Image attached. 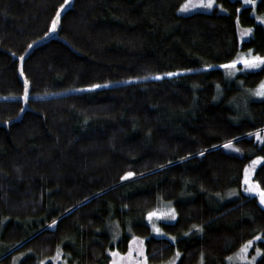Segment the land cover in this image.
Instances as JSON below:
<instances>
[{
  "label": "trees",
  "instance_id": "1",
  "mask_svg": "<svg viewBox=\"0 0 264 264\" xmlns=\"http://www.w3.org/2000/svg\"><path fill=\"white\" fill-rule=\"evenodd\" d=\"M64 1L0 0V264L57 252L107 264L132 235L149 263L178 252L175 264H227L252 241L264 264V208L240 191L255 157L264 188V98L236 103L264 64L231 79L222 68L240 50L264 56L252 8L215 0L225 12L181 15L184 0H72L55 37L20 64ZM74 88L87 89L45 95ZM161 202L176 216L154 237L143 217Z\"/></svg>",
  "mask_w": 264,
  "mask_h": 264
},
{
  "label": "rangeland",
  "instance_id": "2",
  "mask_svg": "<svg viewBox=\"0 0 264 264\" xmlns=\"http://www.w3.org/2000/svg\"><path fill=\"white\" fill-rule=\"evenodd\" d=\"M240 1L243 6H250L252 8L253 15L256 18V21L264 25V16L255 12V6H256L257 0H240ZM213 10H217L218 12H225L224 9H222L221 7L217 5L215 0H184L177 7L176 12L181 15H186V14H191L195 12H210ZM236 31H237V38L239 41L248 39V37L251 34L250 27L241 26L238 22L236 23ZM252 56H256V55L251 51V49L238 51L233 59V60H236L237 62L235 65V69H242L243 71H235V74L230 76L228 75V73L233 71V69L222 67L225 76L231 79V78H234L238 73H242L244 71H254V70L259 69L262 64L256 68H245L242 61ZM262 81H264V77L253 88L243 89L239 97L237 98L236 103L244 104L248 102L249 100L263 99L264 96H258L255 94L257 91L264 90L260 88ZM86 89L87 88L67 89V90H62V91L50 92L45 95L49 96V95H61V94L70 93V92H82V91H85ZM257 158L258 157L251 159L248 162V164L244 166V169L242 172L240 191L243 194L255 196L259 205L264 208V204L260 202L258 192L245 191L246 188H255L258 185L252 178L254 170L262 161V159L257 161ZM254 161H257V162L253 163ZM229 193H231V195ZM236 195H237V191L230 190L226 192L220 200L231 199L235 197ZM171 210H173V208L169 202H161L160 206L144 214L143 218L150 228V235L154 237H167V235L160 228L159 222H166V223L173 222L175 220V217L173 218ZM149 213H154V215L149 216ZM156 213H159L161 215H156ZM156 229H159L160 231L158 232L156 231ZM117 234L118 233L114 234V237H115L114 240L117 239L118 237ZM141 250L144 253V237L132 235V237L130 238L128 242L126 251L119 252L117 250H113L119 253V255L115 257L112 255V252H110L111 257H110V261L107 264H110V262L113 259L117 261V264H137V261H141L144 258H146L145 253H144V257L139 256L138 253ZM258 253H259L258 250H253L252 241L251 243H249L248 241L244 243L236 252L229 255L226 258V261H227V264H254L258 257ZM176 254L177 252H175L169 259H167L164 262L149 263L147 261V264H172L173 261L176 263L178 259V256ZM18 259H19L18 257L13 258L9 264H17ZM46 262H50L51 264H67L65 259L61 257L60 252H57L51 257L40 261L39 264H44ZM198 264H201V263L199 262Z\"/></svg>",
  "mask_w": 264,
  "mask_h": 264
},
{
  "label": "snow or ice",
  "instance_id": "3",
  "mask_svg": "<svg viewBox=\"0 0 264 264\" xmlns=\"http://www.w3.org/2000/svg\"><path fill=\"white\" fill-rule=\"evenodd\" d=\"M65 3H68V0H65ZM65 5L64 4H62L60 7L61 8H63ZM59 11V10H58ZM56 27V21H55V19L53 20V23H52V28L54 29ZM243 64H244V66H245V68H256V67H259L261 64H264V56H259V55H256V56H252V57H250V58H246V59H244L243 61ZM236 60H232V61H229L228 63H226V64H224V65H222V67H224V68H231V69H233V71H231V72H229L228 73V75H234L235 74V71H243L242 69H235V65H236ZM204 67L205 68H208V67H210L209 65H204ZM181 71H183V70H181ZM187 71H191L190 69L189 70H187ZM159 75V74H158ZM167 75H169V76H171V75H173V73H167ZM27 83V82H26ZM89 87H91V88H96V87H99L98 85H95V84H93V85H89ZM260 88L261 89H264V81H262L261 82V85H260ZM256 95H258V96H264V90H261V91H257L256 93H255ZM261 158H257V161H259ZM257 161H254L253 163H256ZM133 175V173H131V172H127V173H125V176H132ZM246 180H247V178H246ZM245 191H247V192H258L259 193V198H260V202L262 203V204H264V188H261V187H259V185H257L255 188H246L245 189ZM230 195H231V193H229ZM172 211V216H173V218L175 217V211L174 210H171ZM152 215H154V213H149V216H152ZM156 215H161V214H159V213H156ZM55 223V222H54ZM197 230H200V226L199 225H195L194 226ZM156 231H160L159 229H156ZM118 235V234H117ZM115 238V237H114ZM249 243H251V241H249ZM110 252H112V255L115 257V256H117V255H119V253H117V252H115V251H113V250H109ZM139 256L140 257H144V253H143V251L141 250V251H139ZM177 256L179 255V253L177 252V254H176ZM110 264H117V261L115 260V259H113L111 262H110ZM137 264H147V260H146V258H144L143 260H141V261H137ZM172 264H175V262L173 261L172 262Z\"/></svg>",
  "mask_w": 264,
  "mask_h": 264
},
{
  "label": "water",
  "instance_id": "4",
  "mask_svg": "<svg viewBox=\"0 0 264 264\" xmlns=\"http://www.w3.org/2000/svg\"><path fill=\"white\" fill-rule=\"evenodd\" d=\"M65 6L63 8L59 7L58 10L56 11L55 13V16L54 18L52 19V22H51V27H50V30L49 32L41 39L35 41L30 47L29 49L27 50V52L22 55L20 58H19V62L21 64L22 62V59L31 51L32 48H34L36 45L38 44H41L45 41H47L49 38H52V37H55L58 29H59V18L60 16L68 9L71 7V4H72V0H68V3H63ZM55 19L56 21V27L53 29L52 28V23H53V20ZM19 73H20V76H21V72H20V65H19ZM23 80V79H22ZM24 82V81H23ZM27 90H28V84L24 82V91H23V100H25L26 98V95H27ZM15 248V247H14ZM13 249V248H12ZM11 249V250H12Z\"/></svg>",
  "mask_w": 264,
  "mask_h": 264
},
{
  "label": "bare ground",
  "instance_id": "5",
  "mask_svg": "<svg viewBox=\"0 0 264 264\" xmlns=\"http://www.w3.org/2000/svg\"><path fill=\"white\" fill-rule=\"evenodd\" d=\"M44 36H45V35H44ZM49 39H50V38H49ZM47 41H48V40H47ZM47 41H46V42H47ZM31 45H32V44H31ZM9 252H10V250H9Z\"/></svg>",
  "mask_w": 264,
  "mask_h": 264
}]
</instances>
